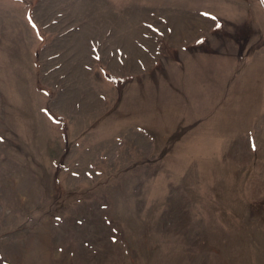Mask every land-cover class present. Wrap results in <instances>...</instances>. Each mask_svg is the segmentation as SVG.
Returning <instances> with one entry per match:
<instances>
[{"label":"rangeland","instance_id":"1","mask_svg":"<svg viewBox=\"0 0 264 264\" xmlns=\"http://www.w3.org/2000/svg\"><path fill=\"white\" fill-rule=\"evenodd\" d=\"M0 264H264V0H0Z\"/></svg>","mask_w":264,"mask_h":264}]
</instances>
